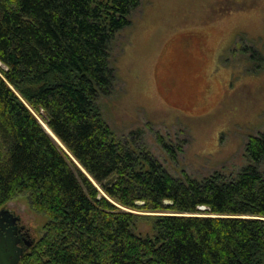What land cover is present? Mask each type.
Listing matches in <instances>:
<instances>
[{"label":"trees","instance_id":"1","mask_svg":"<svg viewBox=\"0 0 264 264\" xmlns=\"http://www.w3.org/2000/svg\"><path fill=\"white\" fill-rule=\"evenodd\" d=\"M140 3L0 0V208L29 193L49 218L20 264H264V132L235 177L198 180L174 177L104 118L113 46Z\"/></svg>","mask_w":264,"mask_h":264},{"label":"rangeland","instance_id":"2","mask_svg":"<svg viewBox=\"0 0 264 264\" xmlns=\"http://www.w3.org/2000/svg\"><path fill=\"white\" fill-rule=\"evenodd\" d=\"M112 55L115 85L99 104L119 138L146 145L176 178L235 177L251 163L246 145L264 132V0H141ZM1 207L29 229L27 253L48 216L29 193Z\"/></svg>","mask_w":264,"mask_h":264},{"label":"water","instance_id":"3","mask_svg":"<svg viewBox=\"0 0 264 264\" xmlns=\"http://www.w3.org/2000/svg\"><path fill=\"white\" fill-rule=\"evenodd\" d=\"M42 123V121H41ZM43 124V123H42ZM46 131L59 143V145L72 157L73 161L82 169V171L95 183V181L89 176L86 170L78 163V161L67 151L62 142L58 139V137L52 132V130L47 129V127L43 124ZM96 184V183H95ZM137 205H144V201H137ZM200 210H207L208 208L205 206L199 207ZM132 211V210H130ZM7 212L3 209L0 210V220L3 222L1 227L4 230H0V264H18L21 256L24 254V249L18 246L20 242V238L17 236V227L15 220H8L6 217ZM10 228H7V226ZM4 231H6L4 233ZM29 244V243H28Z\"/></svg>","mask_w":264,"mask_h":264},{"label":"flooded vegetation","instance_id":"4","mask_svg":"<svg viewBox=\"0 0 264 264\" xmlns=\"http://www.w3.org/2000/svg\"><path fill=\"white\" fill-rule=\"evenodd\" d=\"M3 209L7 212L6 217L8 218V220H15L14 218H16L15 223H16V227H17V236L20 238V242L18 243V246H20L24 249V254H25V250L27 248H30V246H32V244L34 242L33 238L30 235L29 229H27L24 222H22V218L17 213L13 212L12 210H10L6 207L0 208V210H3ZM2 223L3 222H1V220H0V230H4L1 227ZM7 228H10V226L8 225ZM5 232L6 231H4V233ZM0 242H1V238H0ZM23 255L21 256L18 264H20Z\"/></svg>","mask_w":264,"mask_h":264},{"label":"bare ground","instance_id":"5","mask_svg":"<svg viewBox=\"0 0 264 264\" xmlns=\"http://www.w3.org/2000/svg\"><path fill=\"white\" fill-rule=\"evenodd\" d=\"M40 121H41V120H40ZM42 122L44 123V121H43V120H42ZM41 124H42V123H41ZM44 125L47 127V129H49V128H48V126H47L45 123H44ZM49 130H50V129H49Z\"/></svg>","mask_w":264,"mask_h":264}]
</instances>
